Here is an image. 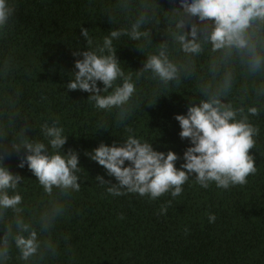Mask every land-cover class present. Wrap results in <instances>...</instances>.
Instances as JSON below:
<instances>
[{"label": "trees", "instance_id": "obj_1", "mask_svg": "<svg viewBox=\"0 0 264 264\" xmlns=\"http://www.w3.org/2000/svg\"><path fill=\"white\" fill-rule=\"evenodd\" d=\"M5 2L11 14L0 25V167L21 177L7 192L22 199L19 211L0 208V264H264V20H253L245 34L261 58L253 69L247 50L213 51L204 39L213 21L190 18L180 0ZM138 21L143 35L132 39ZM192 24L200 29L201 51L195 54L184 52L178 40ZM113 31L121 35L112 38V51L101 52ZM83 51L114 54L123 77L107 91L102 82L97 87L107 96L129 78L135 91L126 104L97 109L91 93L67 89L75 61L82 59L74 53ZM161 51L177 69L167 82L144 70L148 58ZM213 97L237 110L236 120L247 118L258 129L249 153L257 172L247 184L205 189L193 175L175 199L170 194L151 201L138 194L107 193L117 181L86 153L101 143L120 145L134 135L154 150L175 152L181 158L179 169L191 145L180 138L175 116ZM45 125L63 129L62 155L77 153L79 191L53 186L47 192L26 163L19 167L26 160L27 143H43L47 154L56 153ZM97 176L109 183L101 185ZM169 200L167 213L157 216ZM208 213L216 216L214 223ZM18 220L29 230L18 227ZM32 231L39 246L25 260L15 238H27Z\"/></svg>", "mask_w": 264, "mask_h": 264}, {"label": "clouds", "instance_id": "obj_2", "mask_svg": "<svg viewBox=\"0 0 264 264\" xmlns=\"http://www.w3.org/2000/svg\"><path fill=\"white\" fill-rule=\"evenodd\" d=\"M180 2L185 14L190 18H198L201 23L213 21L212 31L204 37L211 43L213 51L232 48L247 50L251 57V67H259L261 58L255 54V48L250 45L245 34L253 20H264V0ZM10 14L11 9L6 6L5 0H0V25L7 21ZM139 27L140 21L133 25L130 33L132 39H139L143 35L137 31ZM178 27L183 29L185 25L181 23ZM81 33L88 39L87 29L82 28ZM198 33L200 29L197 24H192L190 31L179 35L178 40L184 52L195 54L201 51ZM120 35L121 32L113 31L111 38L104 39L100 51L108 49L111 52L112 38H119ZM88 43L91 44V39H88ZM74 55L82 56V59L75 61L74 79L67 83L69 91L91 93L90 99L95 101V107L102 110L120 107L128 102L135 91L129 78H125L122 86L116 87L113 93L107 96L100 95L101 88L97 87V82H102L103 91H107L112 88L117 78L123 77L114 54L98 56L93 51H83ZM144 70H151L164 82L174 79L177 74L176 66L168 60L164 51L158 56L149 57ZM239 111L242 112L243 109ZM248 111L253 115L257 114L255 108ZM236 112L231 105L222 104L218 98L213 97L207 102L201 101L199 105L189 107L186 115H176L175 119L181 128L179 136L182 140H189L191 145L184 151V163L179 169L176 162L181 158L175 152L154 150L151 143L134 135H128L120 145L113 143L108 146L101 143L86 155L102 166L109 177L115 178L117 183L108 187L107 193L117 197L138 194L155 201L170 194L172 199H175L182 194L183 186L193 175L195 183L205 189L211 184L225 190L243 186L247 184L248 177L257 172L254 157L249 153L255 146L253 137L258 133V129L248 123L247 118L236 120ZM127 131L131 133L132 129ZM44 132L46 137L50 138L49 144L56 153L47 154L43 143H27L24 147L28 154L26 160H21L19 167L26 163L47 192H51L53 186L79 191L78 177L74 174L79 165L77 153L69 150L67 154L62 155L59 151L66 143V137L62 135L63 129L45 125ZM20 180L19 175H13L6 168L0 167V208L19 211L17 205L21 203V196H9L7 189H15ZM96 180L101 185L109 183L101 176H97ZM171 203L169 200L162 204L157 216L165 215ZM215 220L216 216L208 213L209 223H214ZM17 225L23 231L29 230V226L22 220H18ZM188 231L185 227L186 234ZM15 244L21 252V258L25 260L36 253L39 246L35 231L27 238L18 234Z\"/></svg>", "mask_w": 264, "mask_h": 264}]
</instances>
